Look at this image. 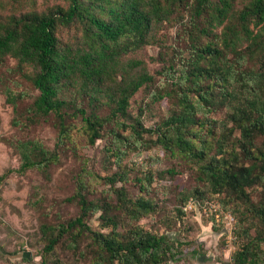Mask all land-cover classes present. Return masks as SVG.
<instances>
[{
    "label": "trees",
    "instance_id": "16d2710c",
    "mask_svg": "<svg viewBox=\"0 0 264 264\" xmlns=\"http://www.w3.org/2000/svg\"><path fill=\"white\" fill-rule=\"evenodd\" d=\"M67 1L65 8L0 21V61L9 56L20 70L30 67V80L39 92L26 118L54 115L58 129L53 148L40 140L18 142L19 169H46L56 163L60 148L67 146L71 136L69 117L72 116L81 115L90 144L102 138L106 125L113 123L110 132L115 144L111 150L117 159L122 158L131 144L121 128L131 129L140 140L145 133H156V142L166 150L201 166L204 180L213 193L233 195L247 206L244 220L251 216L257 220L254 225L259 226L256 225L257 233L253 236L247 233L248 228L243 230L248 239L234 253L233 260L234 264H261L264 149L255 145V138L264 134V90L262 94L254 93L248 105L236 106L231 102L236 93L230 87L236 88V81L250 75L260 79L264 88V70L243 67L246 57L241 49L247 42L250 57L261 52L264 60V0ZM238 2L242 3L241 8H237ZM182 9L190 17V43L185 50L188 55L183 52L182 60H170L163 65L164 76L175 87L152 93L155 100L164 95L175 96L177 108L154 128L143 125L137 118L127 124L131 99L141 88L153 83L155 76L143 60L125 57L146 44L157 43L156 31L161 23L172 20ZM67 25L78 26L81 33L74 43L63 46L58 31L60 26ZM217 28H221L219 33L215 32ZM201 34L214 36L209 42L201 43ZM7 89L14 97L12 90ZM66 90L72 91V98L65 96ZM79 98L87 99L93 109L88 111ZM228 102L234 107L227 121L210 116ZM103 107L109 109L108 114H100ZM228 121L234 122L233 127L228 126ZM235 128L241 133L237 141L241 151L252 159L251 163L242 162L236 144L230 141ZM214 142L216 151L208 156ZM134 145L140 147L142 142L135 140ZM118 178L125 180L126 174L116 172L108 177L111 183ZM152 180L151 174H145L139 180L141 188L147 190ZM255 184L262 185L258 202L252 200L248 191ZM115 192L119 200L114 204L108 198L100 203L89 199L82 190L77 192L71 200H77L79 215L66 223L47 226L45 232L50 236L44 250L54 251L67 234L74 236L71 243L78 247L79 236L89 233L93 264H166L168 259L181 254L184 242L173 241L168 233L152 231L139 223H132L121 232L118 229L123 224L121 214L125 213L131 224L156 212L157 203L143 195L129 198L121 189ZM100 210L103 225L110 228L108 232L96 231L87 222L90 214ZM114 210H121V214Z\"/></svg>",
    "mask_w": 264,
    "mask_h": 264
},
{
    "label": "rangeland",
    "instance_id": "374dc122",
    "mask_svg": "<svg viewBox=\"0 0 264 264\" xmlns=\"http://www.w3.org/2000/svg\"><path fill=\"white\" fill-rule=\"evenodd\" d=\"M67 6V0H0V21ZM241 7L242 3L238 2L237 8ZM174 15L172 20L162 22L156 31L157 43L146 44L125 57L143 60L147 70L155 76L153 83L141 88L131 99L129 116L125 119L127 124L137 118L143 125L154 128L177 108V98L173 95H164L159 100L152 96L156 90L164 92L175 87L164 76L163 65L170 60H182L183 52L188 55L185 50L190 43L189 14L182 9ZM220 30L217 28L215 32ZM80 33L76 25L60 26L61 45L74 43ZM213 36L201 34L200 42L207 43ZM246 48L247 42L241 47L246 57L243 67L263 71L261 52L250 57ZM31 72L30 67L20 70L9 56L0 61V264H93L89 233L79 236L78 247L71 243L74 236L67 234L54 251L47 252L44 249L50 234L45 230L47 226L66 223L79 215L77 200H71L77 192L82 190L89 199L100 203L108 198L114 204L119 200L115 189L123 190L129 198L143 195L157 203L156 212L131 221V224L125 213L114 210L121 214L123 224L118 227L121 232L132 223H139L152 231L168 233L173 241L184 242L180 247L181 254L168 259L166 264H234V253L248 239L243 230L248 228L247 233L255 235L257 220L251 216L244 220L248 209L241 200L233 195L213 193L204 180L201 166L166 150L156 142V133H145L140 140L131 129L121 128V133L130 138L131 144L126 147L122 158L117 159L111 150L115 144L110 132L113 123L106 125L102 138L90 144L81 115L72 116L69 117L71 136L67 146L60 148L59 160L46 169L20 170L19 141L40 140L53 148L58 134L54 115L32 120L26 118L39 93L30 80ZM235 86L230 89L236 93L231 101L236 106L248 105L254 93L262 94L264 90L260 79L250 75L236 81ZM7 88L12 90L14 97ZM64 94L72 98V91L66 90ZM78 101L88 111L93 109L87 99L79 98ZM232 107L228 102L210 116L227 121ZM69 111L73 110L69 108ZM99 112L106 115L109 109L103 107ZM233 125L234 122L228 121L229 127ZM240 136L239 129L235 128L230 141L236 144L242 162L251 163L252 159L244 156L237 142ZM135 140L142 145L135 146ZM255 145L264 149V134L256 135ZM210 149L208 156L215 153V142ZM6 172L5 177H1ZM116 172L125 173L126 179L118 178L111 183L108 177ZM145 174L153 176L147 190L141 188L142 182L139 181ZM248 191L252 200L258 202L262 185L255 184ZM101 213L102 210L90 214L87 222L96 231L108 232L110 228L103 225ZM261 247L264 250V243ZM263 263L264 259L261 260Z\"/></svg>",
    "mask_w": 264,
    "mask_h": 264
},
{
    "label": "built area",
    "instance_id": "2783aa9c",
    "mask_svg": "<svg viewBox=\"0 0 264 264\" xmlns=\"http://www.w3.org/2000/svg\"><path fill=\"white\" fill-rule=\"evenodd\" d=\"M22 264H26L25 262H23Z\"/></svg>",
    "mask_w": 264,
    "mask_h": 264
}]
</instances>
